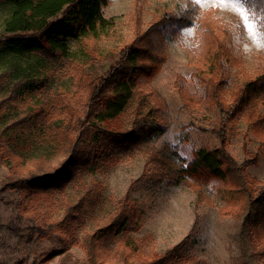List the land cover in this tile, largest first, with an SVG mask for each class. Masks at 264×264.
<instances>
[{"label":"trees","instance_id":"1","mask_svg":"<svg viewBox=\"0 0 264 264\" xmlns=\"http://www.w3.org/2000/svg\"><path fill=\"white\" fill-rule=\"evenodd\" d=\"M110 1L0 0V5L9 8L0 32V57L16 62L45 52L61 62L71 57L69 45L76 43L91 61H96L99 54L94 40L99 32L114 25L113 19L104 15ZM141 4L142 0H135V37L119 48L109 70L93 77L73 64L74 92L60 91L41 104L30 101L23 112L28 119L15 117L17 102L39 94L38 85L47 77L18 80L10 85L8 72L0 74V156L8 172L0 183V194H18L21 215L30 216L36 225L28 228L30 241L34 234L39 239L46 238L69 218L81 223L86 215L84 207L91 217L100 203L101 187L94 184L92 190L83 183V194L72 204L75 201L69 198L67 185L82 181L83 175L96 166L115 165L121 155L140 151L157 137L155 119L151 110H145V99L135 92V86L160 71L167 60V39H176L183 28L192 27L198 36L210 40L193 77L203 90V101H199L215 109L219 116L218 125L212 129L218 146L199 147L192 170L159 151L145 153V167L153 181L188 187L197 205L214 204L205 195L203 185L191 175L205 174V178L214 180L224 201L220 214L239 224L243 264H264V182L251 180L246 173L248 167L259 163L262 153L237 164L226 144L227 123L236 120L246 106L253 113L250 125L259 131L264 129V74L246 82L230 102L226 101L222 93L230 74L229 63L236 61L198 7L188 2L184 10L165 12L142 30ZM252 7L260 18L264 0H255ZM28 143L30 148L26 150ZM43 144L50 145L49 152L41 147ZM17 158L21 162L28 160L30 167L22 169ZM56 195L62 201L64 214L61 220L52 221ZM128 212L129 205L121 204L83 236L87 264H186L189 258L175 250L142 259L137 242L125 230ZM58 239L67 248V240L61 236Z\"/></svg>","mask_w":264,"mask_h":264},{"label":"rangeland","instance_id":"2","mask_svg":"<svg viewBox=\"0 0 264 264\" xmlns=\"http://www.w3.org/2000/svg\"><path fill=\"white\" fill-rule=\"evenodd\" d=\"M188 2L195 4L213 25L236 61L229 63L230 74L222 93L230 102L239 87L264 74V33L256 26L260 18L256 16L253 27L246 28L236 6L224 0H142V30L165 12L184 10ZM134 4L135 0H111L104 9V15L112 18L114 25L99 32L94 40L99 54L96 61H91L76 43L69 45L71 57L61 62L45 52L16 62L0 57V74L8 72L10 85L18 80L47 77L46 82L38 85L41 87L39 94L34 96L33 93L32 97L26 96L23 102H17L15 117L28 119L23 112L30 101L41 104L60 91L73 93V64L93 77L104 75L115 63L119 48L135 37ZM8 14L9 8L0 5V32ZM209 42L208 37L198 36L192 27L183 28L176 39H167V60L160 71L135 86V92L145 99V110H151L155 119L157 137L142 150L121 155L115 165L96 166L83 175L82 181L67 185V194L75 201L72 204L83 194V183L92 190H95L94 184L101 187L100 203L91 217L84 207L86 215L81 223L69 218L63 227H58L46 238L39 239L34 234L30 241L28 228H36V225L30 216L21 215L18 194H0V264H87L81 239L96 228L99 220L105 221L124 203L129 205L125 230L137 242L142 259L175 250L189 258L186 264H243L239 224L220 214L219 208L224 206V201L214 180L205 178V174L191 175L203 185L205 195L214 204L197 205L196 196L188 187L153 181L149 178L151 172L145 167V153L159 151L183 168L192 170V160L199 147L218 146L212 129L218 125L219 116L215 109L199 101H203V90L193 77L196 67L206 56ZM250 115L253 113L246 106L236 120L227 123V151L237 164L244 163L255 153H262L259 163L248 167L246 173L251 180L264 182V129L253 128ZM30 144L25 145L26 150ZM41 147L50 151L48 144ZM17 162L22 169L31 165L28 160L21 162L19 158ZM7 173L0 156V183ZM54 203L51 220L59 221L64 208L58 195ZM60 236L67 240V248L61 245Z\"/></svg>","mask_w":264,"mask_h":264},{"label":"snow or ice","instance_id":"3","mask_svg":"<svg viewBox=\"0 0 264 264\" xmlns=\"http://www.w3.org/2000/svg\"><path fill=\"white\" fill-rule=\"evenodd\" d=\"M226 3H230L236 6L238 10V15L241 16L242 22L246 28L253 27V20H256V12L252 5H254L255 0H224ZM260 19L256 20V26L258 30L264 33V10L259 14Z\"/></svg>","mask_w":264,"mask_h":264}]
</instances>
